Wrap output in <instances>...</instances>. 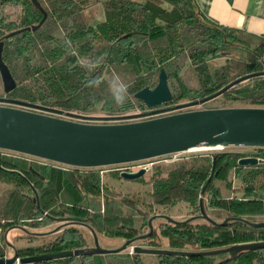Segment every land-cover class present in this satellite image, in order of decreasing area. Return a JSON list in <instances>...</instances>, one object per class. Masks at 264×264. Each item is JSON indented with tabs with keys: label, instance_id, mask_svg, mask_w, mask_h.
I'll list each match as a JSON object with an SVG mask.
<instances>
[{
	"label": "trees",
	"instance_id": "16d2710c",
	"mask_svg": "<svg viewBox=\"0 0 264 264\" xmlns=\"http://www.w3.org/2000/svg\"><path fill=\"white\" fill-rule=\"evenodd\" d=\"M37 1L46 13L45 21L37 30H25L5 39L12 32L38 25L43 15L31 0H0L2 59L16 84L6 94L0 78V98L76 114L99 108L107 116L137 112L145 116L154 108H146L134 95L143 88H154L162 69L172 95L166 104L181 99L198 101L241 77L264 73V36L255 37L209 21L195 0ZM96 5L102 6L105 19L93 26L84 21L82 12ZM219 58L225 59L224 64L213 67L210 62ZM187 63L196 78L194 86L186 84L181 76ZM126 70L134 78L128 83L127 103L119 107L112 100L108 82L113 74ZM98 76L102 77L99 87L86 86V81ZM221 97L227 104L264 107V75L233 86ZM259 152L262 155L256 157L263 163L256 166H239L238 155L224 153L215 155L213 161L209 156L191 155L166 171L160 169L152 179L149 203L143 205L110 191L101 183L99 168H70L0 150V184L10 185L0 214V258L6 257L8 245L2 232L7 230H28L31 233L25 234L32 238L36 234L29 229L52 224L59 228L40 246L14 248L19 258L92 247L91 231L99 244L105 237L118 239L121 245L123 240L147 232L142 229H147L149 218L158 214L154 212L156 207L182 202L199 211L201 197L206 202L202 203L205 212L215 221L264 217V148ZM67 169L73 172L72 181ZM235 179L242 183L238 198L231 195ZM208 209L212 213L208 214ZM153 227L149 238L133 245L200 252L264 241V228H249L237 221L215 227L201 219L186 225L156 219ZM226 257L155 256L156 264H217ZM37 264L146 262L143 254L127 249L117 254L67 257ZM222 264H264V249L245 251Z\"/></svg>",
	"mask_w": 264,
	"mask_h": 264
},
{
	"label": "water",
	"instance_id": "95a60500",
	"mask_svg": "<svg viewBox=\"0 0 264 264\" xmlns=\"http://www.w3.org/2000/svg\"><path fill=\"white\" fill-rule=\"evenodd\" d=\"M31 3L42 15L38 25L12 32L5 36L10 38L22 31L37 30L45 21L46 13L37 0ZM3 42L0 41V78L3 90L7 94L16 84L2 59ZM264 73L250 74L241 77L215 94L189 104L177 105L173 111L190 106L204 104L223 95L233 86L245 82ZM135 98L141 100L146 108L152 109L171 101L172 95L168 79L162 69L154 88H143L135 93ZM20 107V108H19ZM39 111V112H38ZM171 109L152 111L154 116L146 119L142 114L108 117H89L70 113L51 107L32 104L24 101L0 98V150L10 151L37 159L57 163L70 168L88 169L106 166L134 163L161 156L189 152L194 150H209L225 147L264 148V107H229L200 110H185L175 113ZM63 115L65 118L53 116ZM77 118L84 121L101 120L99 123L74 121ZM263 160L257 157H243L238 160L239 166H256ZM214 168V163H213ZM149 170L148 167L135 172H122L124 180H137ZM70 181L72 171H66ZM211 176L204 183L201 193L205 191ZM241 181L235 180L232 198L240 196ZM202 197L199 200V214L184 220H176L168 215L157 214L149 218L147 232L132 239H125L114 249H104L100 246L97 235L91 231L93 246L55 254L19 258L14 250L10 258H0V264H37L45 261L67 257H83L103 254H117L127 249L132 253L176 256H215L227 255L217 264L234 260L245 251L264 249L263 242L236 244L227 248L185 252L167 249H148L134 246L136 241L149 238L153 233V221L163 219L173 225H186L194 220H204L215 227H225L230 222H241L249 228H264V221L252 222L241 217H226L221 222L210 218L204 210ZM68 220V219H67ZM77 219L67 222H76ZM18 229H23L17 226ZM59 228H56V232ZM6 240V234L4 235Z\"/></svg>",
	"mask_w": 264,
	"mask_h": 264
},
{
	"label": "rangeland",
	"instance_id": "374dc122",
	"mask_svg": "<svg viewBox=\"0 0 264 264\" xmlns=\"http://www.w3.org/2000/svg\"><path fill=\"white\" fill-rule=\"evenodd\" d=\"M82 18L84 21L89 25H97L98 23L104 21L105 19V13L101 5H96L94 7H90L82 12ZM264 41V38H263ZM225 62L224 58H219L215 61L210 62V64L213 67H219L223 65ZM121 78L128 83L131 82V80L134 78V75L126 70V72H123L119 74ZM183 81L188 84L189 86L195 85V76L191 69V66L189 63H187L181 73ZM110 80V79H109ZM194 102V100H188V99H181L177 100L176 103L173 104H166L162 105L160 107H156L148 112L149 115L153 110L162 108V109H171V113L179 112V111H185V110H200V109H214V108H229V107H249L247 104H242L239 102L235 103H229L227 104L224 102L223 98L221 96L215 98L214 100H211L209 102H206L204 104H198L194 106H190L188 108H184L181 110L173 111V109L177 105L182 104H189ZM20 108V107H19ZM39 112V111H38ZM135 113V114H141ZM84 116L89 117H108L106 114H103L100 112L99 108H95L94 110L84 112V113H77ZM147 114V115H148ZM53 116L59 117V118H65L68 119V117H64L63 115H57L54 114ZM148 117L139 118L138 120L146 119ZM74 121H82V122H93V123H99L101 120H92V121H84L79 120L77 118H69ZM235 154L239 156L240 158L243 157H256L257 155H262L261 152H259V148H251V147H225V148H216V149H209V150H194L189 152H181L177 154H171L166 156H161L158 158H152L149 160H143L138 161L134 163H128V164H120V165H113V166H106V167H100L102 179L101 183L103 185H106L110 191H112L115 195L130 197L133 199H137L139 202H141L143 205L146 203H149V194L152 190V179L154 176H157L161 170L166 171L170 167H172L173 164H176L178 162H182L183 160H187L191 155H200V156H209L210 159H212L215 155L219 154ZM261 157V156H260ZM148 167L149 170L143 175L141 178L137 180H124L120 177L122 172H135L139 169ZM237 180V179H235ZM235 180H233L232 187L234 186ZM242 184V183H241ZM10 190V185L6 184H0V214L2 211V205L4 200L6 199V196ZM233 189H231V195H232ZM240 194H242V189H240ZM63 200H66L65 197H62ZM95 199L98 200L99 198L95 196ZM101 199V198H100ZM204 203L205 199L203 200ZM208 214L212 213L211 210H207ZM154 212L158 214H166L170 217L176 219V220H184L191 216L198 215L199 211L194 209V207H191L189 204L178 202L174 206H166V207H156ZM224 219V218H223ZM223 219H216L217 221L221 222ZM247 220L252 222H262L264 221V217L261 216H255V217H249ZM56 224L48 225L44 228L39 229H29L32 231L33 234H36V236L32 238H27L25 233H31L28 230H11V231H5L2 232L3 236L6 234V240L5 243L8 245L6 246L5 251V258H10L13 256V248L11 245L14 246L15 249L17 248H25V247H36L44 244L45 242L49 241L52 238L53 232L56 229ZM55 227V228H54ZM54 228L53 230L49 231L50 229ZM47 231V232H44ZM143 232L147 231V229L143 228ZM121 241L118 239H106L105 237H101V244L100 246L104 249H114L117 248L120 245ZM11 244V245H10ZM130 250V249H129ZM156 255L154 254H143L144 261L146 264H156Z\"/></svg>",
	"mask_w": 264,
	"mask_h": 264
},
{
	"label": "crops",
	"instance_id": "0c3cea01",
	"mask_svg": "<svg viewBox=\"0 0 264 264\" xmlns=\"http://www.w3.org/2000/svg\"><path fill=\"white\" fill-rule=\"evenodd\" d=\"M209 21L255 37L264 36V0H195Z\"/></svg>",
	"mask_w": 264,
	"mask_h": 264
},
{
	"label": "clouds",
	"instance_id": "9594fccd",
	"mask_svg": "<svg viewBox=\"0 0 264 264\" xmlns=\"http://www.w3.org/2000/svg\"><path fill=\"white\" fill-rule=\"evenodd\" d=\"M93 67V65H90ZM102 83V77H96L94 79L86 81V86L89 88L99 87ZM110 94L112 100L116 106L122 107L127 103L129 96V86L126 81H124L120 75L113 74L108 82Z\"/></svg>",
	"mask_w": 264,
	"mask_h": 264
},
{
	"label": "flooded vegetation",
	"instance_id": "af4514ba",
	"mask_svg": "<svg viewBox=\"0 0 264 264\" xmlns=\"http://www.w3.org/2000/svg\"><path fill=\"white\" fill-rule=\"evenodd\" d=\"M162 108H158V109H155V110H153V111H157V110H161ZM151 116H154V115H145V116H143V117H151ZM57 164V163H56ZM62 166H64V165H62ZM67 167V166H66ZM66 171H71L70 169H67ZM120 177H121V175H120ZM66 222V221H65ZM14 251V250H13Z\"/></svg>",
	"mask_w": 264,
	"mask_h": 264
},
{
	"label": "bare ground",
	"instance_id": "6f19581e",
	"mask_svg": "<svg viewBox=\"0 0 264 264\" xmlns=\"http://www.w3.org/2000/svg\"><path fill=\"white\" fill-rule=\"evenodd\" d=\"M212 149H216V148H212Z\"/></svg>",
	"mask_w": 264,
	"mask_h": 264
}]
</instances>
